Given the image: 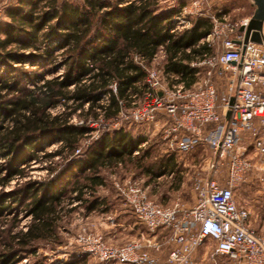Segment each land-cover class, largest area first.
Returning a JSON list of instances; mask_svg holds the SVG:
<instances>
[{
    "label": "trees",
    "instance_id": "trees-1",
    "mask_svg": "<svg viewBox=\"0 0 264 264\" xmlns=\"http://www.w3.org/2000/svg\"><path fill=\"white\" fill-rule=\"evenodd\" d=\"M24 5L9 8V21L0 24L6 34L0 37V66L7 68L0 76V170H9L8 178L0 174V184L23 175L41 157L49 160L51 174L20 182L9 199L0 191V264H17L41 242H61L62 222L79 206L107 211L106 199L96 193L106 184L103 169L150 154L140 147L144 137L111 126L148 88L147 70L135 57L151 65L163 49L164 71L180 74L176 82L190 87L200 71L191 63L211 52L201 40L214 27L211 17L199 16L193 25L171 31L179 9L166 8L161 0H28ZM25 62L38 66L30 70L33 87L21 85L28 70L15 64ZM60 105L62 110L52 111ZM95 122L103 128L88 141ZM53 143L55 149L45 150ZM136 149L143 153L135 156ZM56 156L62 160L55 163ZM146 171L151 174L152 168ZM18 207L30 217L26 230L6 229L7 215ZM12 219L19 222V214Z\"/></svg>",
    "mask_w": 264,
    "mask_h": 264
},
{
    "label": "built area",
    "instance_id": "built-area-1",
    "mask_svg": "<svg viewBox=\"0 0 264 264\" xmlns=\"http://www.w3.org/2000/svg\"><path fill=\"white\" fill-rule=\"evenodd\" d=\"M181 10L173 18L171 31L187 26ZM213 30L201 42L209 43ZM243 38L239 31L237 38L223 41V50L205 53L191 63L207 66L202 82L197 80L190 87L176 82L163 87L161 95L155 89L163 83L160 71L141 56L135 57L147 70L148 90L131 117L155 121L163 115V139L168 148L186 153L208 145L221 150L231 159L229 175L225 183L197 180L192 205L176 202L164 206L150 198L136 180L117 182L118 193L144 230L138 238L119 244L100 232L81 236L80 253L93 256L97 264H194L198 247L213 241L214 255L229 257L234 264H264V235L250 226V210L238 203L235 192L255 166L250 154L256 152L264 158V43L249 41L240 64L242 44L235 40ZM215 76L225 78L224 88L215 82ZM114 124L119 126V121ZM166 245L170 250L164 260L151 255L149 249L161 250Z\"/></svg>",
    "mask_w": 264,
    "mask_h": 264
},
{
    "label": "rangeland",
    "instance_id": "rangeland-1",
    "mask_svg": "<svg viewBox=\"0 0 264 264\" xmlns=\"http://www.w3.org/2000/svg\"><path fill=\"white\" fill-rule=\"evenodd\" d=\"M25 1L28 0H0V24L9 21L7 15L9 8L23 6ZM60 1L82 4L84 0ZM161 3L166 8L182 9L181 11L186 15L185 25L187 26L184 28L193 25L195 19L199 16L211 17L214 20L216 26L213 30L212 39L209 41L211 54L224 49L223 41L226 38H237L240 26L249 20L255 11L253 0H161ZM24 6L26 7V4ZM184 28L182 26L181 30ZM5 36L6 34L0 31V37L4 38ZM159 55L151 62L150 66L160 71L163 83L158 86L161 88L171 87V84L176 83L179 78L176 74L164 71L165 57H162L161 52H159ZM15 66L16 68L23 67L28 70L26 77L21 80V85L33 87L36 80H34V74L30 75V70H34L38 66L30 62L17 63ZM198 66L200 69L198 82H202L206 77L208 68L206 65ZM42 69L40 67V70ZM6 75L7 68L1 70L0 66V76L5 77ZM50 76L51 74L47 73L46 77ZM215 82L220 85V88H224L226 80L225 78H218ZM146 91L141 98L134 102L133 106L125 108L115 121H119V126H124L136 137L141 136L147 139L142 148H147L150 151L149 156H145L141 161L134 159V161H129L125 165L103 169L106 184L100 186L96 193L102 199H106L107 211L98 207L91 212H87L84 205L79 206L66 216L62 222V227L59 230L61 242H41L36 253H32L31 250L24 252L17 264H34L38 260H41L43 264H56L58 262L63 264H97L93 256L80 253L83 248L80 240L81 236L93 235L95 232L103 233L112 243L127 242L130 239L129 231L127 228L120 226L119 222L134 221L135 218L125 205L123 197L118 193L116 189L117 182L126 179L136 180L146 188L150 198L164 206L174 205L176 202L192 205L196 199L194 184L199 179H217L220 183L226 182L231 166V159L227 153L223 154L221 150H215L208 145H199L186 153L179 152L177 149H170L163 139L162 126L166 122L163 115L155 121H137L131 117L132 110L143 104ZM62 109L63 105H60L52 111L57 112ZM78 120V117L73 119L74 122ZM115 121L111 126L119 127L114 124ZM93 125L97 127V130L88 138V141L98 136L103 128L100 122H95ZM57 146L58 143H53L45 150L49 151ZM141 153H143V150H138V152H134V155H140ZM250 157L253 159L255 166L250 171L249 177L247 176V181L236 188V200L240 205H244L250 210V226L256 232L264 235V158L256 152H252ZM2 160L0 158V161ZM61 160L60 156L53 158L55 163ZM49 164V160L42 157L31 161L26 166L23 175L17 173L10 177L4 185L0 184L3 198L9 199L20 182L47 178L51 174ZM148 167L152 168L151 174L146 171ZM8 173V168L0 170V174L6 178L9 176ZM15 214H19V222H14L12 219ZM29 220L30 217L25 216L21 208L18 207L7 215L5 227L6 229L14 227L15 230H26ZM213 247V241H207L198 247L194 254L195 264H234L229 257L219 254L214 255L212 252Z\"/></svg>",
    "mask_w": 264,
    "mask_h": 264
},
{
    "label": "water",
    "instance_id": "water-1",
    "mask_svg": "<svg viewBox=\"0 0 264 264\" xmlns=\"http://www.w3.org/2000/svg\"><path fill=\"white\" fill-rule=\"evenodd\" d=\"M253 4L255 5V11L252 17L247 23H244L240 26V31L244 33V38L243 40H235L237 43L242 44V57L240 64L243 60L246 46L249 41L264 43V0H253ZM156 91L161 95L163 89L157 86ZM233 101L234 97H232L231 103H233Z\"/></svg>",
    "mask_w": 264,
    "mask_h": 264
},
{
    "label": "crops",
    "instance_id": "crops-1",
    "mask_svg": "<svg viewBox=\"0 0 264 264\" xmlns=\"http://www.w3.org/2000/svg\"><path fill=\"white\" fill-rule=\"evenodd\" d=\"M160 52L162 53V57H165L164 50H162ZM159 56L160 55L158 54L157 57H159ZM145 141L142 144H140V147L145 143ZM135 151H138V149H136ZM249 175H250V172L248 173V177H249ZM246 181H247V179H246ZM132 215L135 218L134 221H126V223L119 222L120 226H123L124 228H127L128 231H129L130 239H128V241L138 238L140 236L141 231L144 230L143 226L139 225V223L137 222L135 215L133 213H132ZM162 234L163 233H161V235ZM169 250H170V248H169L168 245L164 246L161 250L149 249L151 255L155 256L159 261L164 260L168 256ZM193 259H194V264H195V256L194 255H193Z\"/></svg>",
    "mask_w": 264,
    "mask_h": 264
}]
</instances>
